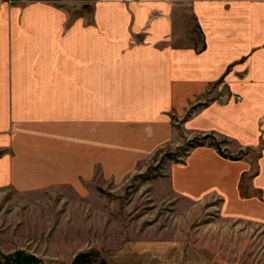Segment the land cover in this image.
Here are the masks:
<instances>
[{"label": "crops", "instance_id": "obj_1", "mask_svg": "<svg viewBox=\"0 0 264 264\" xmlns=\"http://www.w3.org/2000/svg\"><path fill=\"white\" fill-rule=\"evenodd\" d=\"M185 113L180 134L169 115ZM209 132L244 156L203 142L160 179L264 226V0H0L1 192L66 207V190Z\"/></svg>", "mask_w": 264, "mask_h": 264}, {"label": "rangeland", "instance_id": "obj_2", "mask_svg": "<svg viewBox=\"0 0 264 264\" xmlns=\"http://www.w3.org/2000/svg\"><path fill=\"white\" fill-rule=\"evenodd\" d=\"M89 5L76 1L67 8L73 15ZM187 115H169L180 134ZM203 142L226 158L244 156L229 153L225 139L209 132L180 146L164 144L132 170L89 183L84 195L66 190V207L30 203L61 199L57 192L0 191V262L14 264L7 256L23 251L38 258L33 264H264V226L223 218L218 200L189 204L160 179L170 162L183 161ZM78 254L82 259L74 263Z\"/></svg>", "mask_w": 264, "mask_h": 264}, {"label": "trees", "instance_id": "obj_3", "mask_svg": "<svg viewBox=\"0 0 264 264\" xmlns=\"http://www.w3.org/2000/svg\"><path fill=\"white\" fill-rule=\"evenodd\" d=\"M198 145H201V143H198ZM82 256H83V254L76 255L73 262L76 263L77 261L81 260ZM7 257H9L12 260V262H14V264H33V263H37V261H38V258L35 255L28 254V253H25L23 251H14L13 254H11ZM11 257H13V258H11ZM0 264H2V263L0 262Z\"/></svg>", "mask_w": 264, "mask_h": 264}]
</instances>
